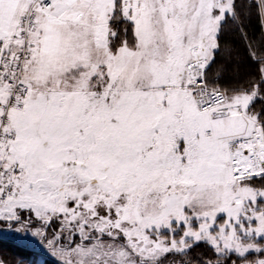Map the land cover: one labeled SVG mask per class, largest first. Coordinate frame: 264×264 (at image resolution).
Masks as SVG:
<instances>
[{"label":"snow or ice","instance_id":"snow-or-ice-1","mask_svg":"<svg viewBox=\"0 0 264 264\" xmlns=\"http://www.w3.org/2000/svg\"><path fill=\"white\" fill-rule=\"evenodd\" d=\"M0 264H264V0H0Z\"/></svg>","mask_w":264,"mask_h":264},{"label":"trees","instance_id":"trees-1","mask_svg":"<svg viewBox=\"0 0 264 264\" xmlns=\"http://www.w3.org/2000/svg\"><path fill=\"white\" fill-rule=\"evenodd\" d=\"M16 251L17 250L14 248V246L11 243L0 241V252L6 253L8 255H14Z\"/></svg>","mask_w":264,"mask_h":264},{"label":"rangeland","instance_id":"rangeland-1","mask_svg":"<svg viewBox=\"0 0 264 264\" xmlns=\"http://www.w3.org/2000/svg\"><path fill=\"white\" fill-rule=\"evenodd\" d=\"M0 241H5V242H9V241H7V240H0ZM9 243H11V242H9Z\"/></svg>","mask_w":264,"mask_h":264}]
</instances>
